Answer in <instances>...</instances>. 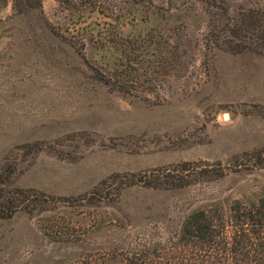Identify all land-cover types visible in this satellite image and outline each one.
<instances>
[{
	"label": "rangeland",
	"instance_id": "374dc122",
	"mask_svg": "<svg viewBox=\"0 0 264 264\" xmlns=\"http://www.w3.org/2000/svg\"><path fill=\"white\" fill-rule=\"evenodd\" d=\"M2 166L50 200L0 218V264H144L264 196V0H0Z\"/></svg>",
	"mask_w": 264,
	"mask_h": 264
},
{
	"label": "trees",
	"instance_id": "16d2710c",
	"mask_svg": "<svg viewBox=\"0 0 264 264\" xmlns=\"http://www.w3.org/2000/svg\"><path fill=\"white\" fill-rule=\"evenodd\" d=\"M41 0H35L39 6ZM97 68L98 79L111 88L127 91V85L141 74L128 69ZM107 73V74H106ZM10 171L0 167V218L10 217L18 209L50 200L43 192L26 193L10 188ZM173 243L144 247V264H264V196L234 198L223 204L203 206L187 213L175 233ZM152 247V248H150ZM129 263H141L130 261Z\"/></svg>",
	"mask_w": 264,
	"mask_h": 264
}]
</instances>
